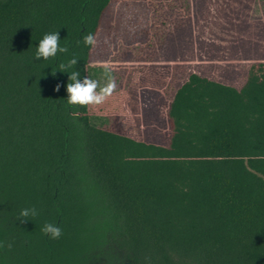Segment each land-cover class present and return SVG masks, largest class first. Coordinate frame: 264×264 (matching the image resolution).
<instances>
[{
    "label": "trees",
    "instance_id": "1",
    "mask_svg": "<svg viewBox=\"0 0 264 264\" xmlns=\"http://www.w3.org/2000/svg\"><path fill=\"white\" fill-rule=\"evenodd\" d=\"M116 2L0 0V264H264V61L240 87L196 72L172 97L145 86L142 138L120 133L92 105L66 103L68 73L57 68L76 55L69 70L93 78L94 47L125 22ZM213 3L189 0L179 17V28L192 20L197 50H264V20L260 48L250 33L222 47ZM56 30L69 51L34 58ZM34 129L41 162L9 176L6 139ZM25 207L37 215L18 219ZM45 222L61 235L42 233Z\"/></svg>",
    "mask_w": 264,
    "mask_h": 264
},
{
    "label": "rangeland",
    "instance_id": "2",
    "mask_svg": "<svg viewBox=\"0 0 264 264\" xmlns=\"http://www.w3.org/2000/svg\"><path fill=\"white\" fill-rule=\"evenodd\" d=\"M116 1L125 14L123 27L114 41L107 38L104 45L98 43L94 47L92 59L95 64L93 79L103 82V66L108 64L117 88L102 104L92 105V113L102 124L120 133L137 139L143 136L141 88L159 86L172 97L194 72L240 87L246 81L252 63L264 61V50H249V55H243L241 50H197L198 37H195L192 20L179 28L182 21L179 17L189 0ZM213 1V5L221 6V10L218 6L213 7L222 22L220 30L215 28V35L222 36L218 41L221 46H229L227 37L250 33L257 36L254 44L255 48H260L257 23L264 20V0ZM228 6H234L235 10ZM169 16L179 18V21L174 22ZM233 21L239 26L237 29L235 26L232 29ZM243 28L250 29L244 31ZM164 35L168 37L163 44ZM22 133L25 136L23 142L16 141L18 133L5 141L8 150L4 161L7 174L12 177H19L22 165L27 171L28 165L37 166L42 160V145L37 140L40 132L34 129ZM15 144L24 147L16 149Z\"/></svg>",
    "mask_w": 264,
    "mask_h": 264
},
{
    "label": "clouds",
    "instance_id": "3",
    "mask_svg": "<svg viewBox=\"0 0 264 264\" xmlns=\"http://www.w3.org/2000/svg\"><path fill=\"white\" fill-rule=\"evenodd\" d=\"M82 40L86 46H93L96 43L95 35L91 32L84 35ZM60 41L61 38L57 30L45 33L38 39L33 57L37 60L43 59L47 61L50 57H56L58 52L67 53L69 51L67 44H62ZM78 58L76 55L67 57L65 60L60 61L57 67L61 71L68 73V82L65 85L67 93L66 103L69 105L102 104L105 98L110 96L117 88L112 68L108 64L103 66V82L88 75L81 78L78 70H69L73 69V66L77 64ZM53 74H55V71H53ZM60 86L57 83L55 89L59 90ZM36 215L37 210L35 207H25L20 209L18 219H30V217H35ZM41 232L50 239H56L61 235L62 230L56 223L45 222L41 227Z\"/></svg>",
    "mask_w": 264,
    "mask_h": 264
}]
</instances>
